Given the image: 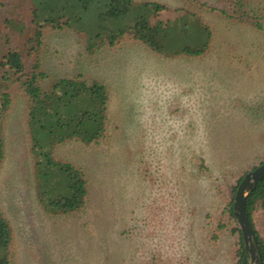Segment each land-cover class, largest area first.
<instances>
[{"label":"rangeland","instance_id":"obj_1","mask_svg":"<svg viewBox=\"0 0 264 264\" xmlns=\"http://www.w3.org/2000/svg\"><path fill=\"white\" fill-rule=\"evenodd\" d=\"M137 1L170 9L161 17L181 48L201 35L202 19L213 31L210 52L168 59L135 44L89 58L71 30L51 32L39 49L32 12L43 0L0 6V82L11 50L29 67L39 49L50 78L78 72L113 94L108 140L56 146L88 177L87 206L69 215L50 214L40 200L41 160L23 106L6 117L0 209L14 231V264H237L241 229L228 208L264 163V0H249L250 25L219 13L232 0ZM40 142L44 152L52 138ZM254 221L264 238V209Z\"/></svg>","mask_w":264,"mask_h":264},{"label":"trees","instance_id":"obj_2","mask_svg":"<svg viewBox=\"0 0 264 264\" xmlns=\"http://www.w3.org/2000/svg\"><path fill=\"white\" fill-rule=\"evenodd\" d=\"M4 0H0V6ZM249 0H232L221 9L222 16L238 24L250 25ZM202 7H205L203 5ZM170 10L166 5L137 0H43L33 9L35 34L32 42L42 49L52 31L72 30L86 41V50L94 56L103 50L141 44L163 58L204 57L213 44V31L202 19L201 35L190 39L193 45L181 48L172 40V23L161 16ZM124 23L120 28L118 25ZM254 26V25H253ZM256 28L263 29L260 21ZM188 31V30H187ZM186 31V32H187ZM33 54V65L27 66L18 50H11L2 65L8 68L0 82V167L6 157L4 121L19 98L24 102L31 133L40 141L52 138L48 149L42 151L39 140L31 138L34 153H38L41 168L40 200L54 216L78 213L87 206L88 177L75 164L56 156V146L79 141L86 146L108 140L110 130V88L84 75L73 78L52 79L42 69V50ZM58 129L60 132H54ZM264 209V179L248 196L246 211L258 239L264 263V238L259 233L255 212ZM228 211L234 218V205ZM241 247L237 264H250L241 230ZM14 231L0 210V264H14Z\"/></svg>","mask_w":264,"mask_h":264},{"label":"water","instance_id":"obj_3","mask_svg":"<svg viewBox=\"0 0 264 264\" xmlns=\"http://www.w3.org/2000/svg\"><path fill=\"white\" fill-rule=\"evenodd\" d=\"M263 179L264 163L244 177L238 187L234 201V215L243 235L245 249L250 264H264L258 239L246 211L249 194Z\"/></svg>","mask_w":264,"mask_h":264},{"label":"crops","instance_id":"obj_4","mask_svg":"<svg viewBox=\"0 0 264 264\" xmlns=\"http://www.w3.org/2000/svg\"><path fill=\"white\" fill-rule=\"evenodd\" d=\"M65 31H67V30H65ZM65 31H52L53 33L54 32H65ZM72 31V30H71ZM86 42V41H85ZM44 44H45V41H44ZM44 44H43V47L42 48H44ZM135 44H133V43H131V44H128L127 43V45H125L124 47H119V48H116V49H111V51L112 52H117L118 53V51H120V49L121 48H127V47H132V46H134ZM122 49V50H123ZM121 50V51H122ZM103 51H106V50H103ZM103 51H100V52H98L96 55H94V56H91V55H89L88 54V57L89 58H97V57H99V55H101V53H103ZM124 51V50H123ZM2 63H3V61H2ZM43 64L44 63H42V69H43V71H44V68H43ZM55 64H59L58 62H56ZM78 66V65H77ZM79 67V66H78ZM45 73H46V71H44ZM79 74H81V73H78V72H75V74H73L72 76H69V77H66V78H73V77H75V76H77V75H79ZM47 75H48V73H47ZM81 75H83V74H81ZM85 76V75H84ZM2 77H3V74H2ZM51 77H52V79H66V78H62V77H57V76H53V75H51ZM86 77V76H85ZM87 78V77H86ZM88 79V78H87ZM2 80V79H1ZM88 80H90V81H93V80H98V79H88ZM98 81H100V82H102V83H104V84H106L107 86H108V83L107 82H105V81H101V80H98ZM112 91V90H111ZM111 94H112V92H111ZM112 98H113V94H112ZM112 98H111V101H112ZM17 103H19V105H22L23 106V111H24V115L26 116V118H27V113H26V110H25V106H24V102L22 101V99H17L16 101H15V103H14V105H13V107H12V109H11V111L9 112V114H8V116H7V120H8V117L10 116V114L13 112V110L15 109V107L17 106ZM28 123V122H27ZM4 132H5V140H6V157H5V160H4V162H3V164H2V166L4 165V163H5V161L7 160V151H8V142H7V136H8V134H7V132L4 130ZM28 135H29V137H28ZM27 138H28V144H30L31 146H32V144H31V138H30V133L29 132H27ZM72 142H75V141H72ZM72 142H67V143H64V144H69V143H72ZM62 160V159H61ZM2 166L0 167V170L2 169ZM1 210V209H0ZM2 211V210H1ZM3 212V211H2ZM4 213V212H3ZM7 218V217H6Z\"/></svg>","mask_w":264,"mask_h":264}]
</instances>
